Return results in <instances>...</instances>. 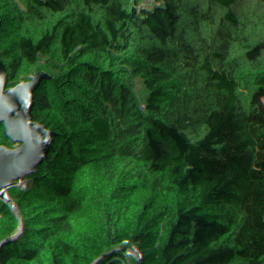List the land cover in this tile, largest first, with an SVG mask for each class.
Returning <instances> with one entry per match:
<instances>
[{"label": "trees", "instance_id": "trees-1", "mask_svg": "<svg viewBox=\"0 0 264 264\" xmlns=\"http://www.w3.org/2000/svg\"><path fill=\"white\" fill-rule=\"evenodd\" d=\"M220 1L0 0L2 262L264 264V0Z\"/></svg>", "mask_w": 264, "mask_h": 264}, {"label": "built area", "instance_id": "built-area-1", "mask_svg": "<svg viewBox=\"0 0 264 264\" xmlns=\"http://www.w3.org/2000/svg\"><path fill=\"white\" fill-rule=\"evenodd\" d=\"M55 7L56 4H55ZM76 11V13H73ZM68 16L74 18L79 15L78 8H72L68 14ZM39 20V19H38ZM37 28L41 30L42 38L46 40V45L49 51H51L57 58H66L72 59L77 54L87 49L90 45V36L84 30L79 31H69L65 34H61L60 32H56L55 35L49 34L47 31L43 30V22L41 20L36 22ZM72 38V44L70 46H65L64 38Z\"/></svg>", "mask_w": 264, "mask_h": 264}, {"label": "rangeland", "instance_id": "rangeland-1", "mask_svg": "<svg viewBox=\"0 0 264 264\" xmlns=\"http://www.w3.org/2000/svg\"><path fill=\"white\" fill-rule=\"evenodd\" d=\"M214 1H218V2H220L221 3V5L223 6V7H225L226 5L225 4H223L222 2H224V1H220V0H214ZM70 4L67 6V8H66V13L68 14V12L72 9V8H78V5H79V3L78 2H75V3H71V2H69ZM181 3H183L182 1H181ZM190 3H192V2H189L188 4H190ZM204 3V2H203ZM206 3H208V2H206ZM200 5H202L201 3H199ZM43 4L41 3V6H42ZM193 5V4H192ZM198 5V4H197ZM199 5V6H200ZM204 5V4H203ZM195 6V5H194ZM73 13H76V11H74ZM221 14V13H220ZM151 20V19H150ZM177 21L178 20H176V23H177ZM152 22V21H151ZM144 27H141L140 28V30L142 29L143 31L145 30V28L147 27V28H150V26H152L151 24H149V23H146V25H143ZM181 26H183V24L182 23H178L177 25H176V27H174V29L176 30H178L179 28L178 27H181ZM188 27V26H187ZM186 28V27H185ZM151 29V28H150ZM50 31L48 30V33H49ZM145 32H147V33H149L150 31H145ZM151 33H156V31L155 30H151ZM157 34V33H156ZM160 40H161V37L159 36V33L157 34V36L155 35V37H154V44H155V46L154 45H152V49L154 50V51H156L157 49H158V47H156V46H158L159 45V43H160ZM54 63H55V65L57 64L55 61H54ZM92 118V116H89V119H91ZM22 119H24L23 118V116H21L20 114H18V113H15V115L11 118V121L12 122H16V121H19V120H22ZM100 131H99V136H98V138H100V139H102V140H104V139H106L107 138V131H106V128H101L100 127V129H99ZM200 141V142H199ZM189 143H191V144H193L194 143V145H191L190 144V147L191 146H193V147H191L192 148V150H197L198 149V147L201 145V138H200V135H199V133L198 134H196L194 137H193V139L192 140H190L189 141ZM198 143H200V145L199 146H197L198 145ZM163 163H166L165 161L163 162ZM161 163H158V166L160 165ZM157 166V167H158ZM244 170H246V169H244ZM243 170V171H244ZM242 172V171H241ZM154 178V177H153ZM152 178V179H153ZM89 223H92L91 224V227H92V229H93V231H94V233H95V235H96V233H97V231H98V227H97V224H96V221H94V218H93V216H92V214H90L89 215Z\"/></svg>", "mask_w": 264, "mask_h": 264}, {"label": "water", "instance_id": "water-1", "mask_svg": "<svg viewBox=\"0 0 264 264\" xmlns=\"http://www.w3.org/2000/svg\"><path fill=\"white\" fill-rule=\"evenodd\" d=\"M3 212H4V209H2V208L0 207V213H3ZM0 264H6V263L2 262V260L0 259Z\"/></svg>", "mask_w": 264, "mask_h": 264}]
</instances>
